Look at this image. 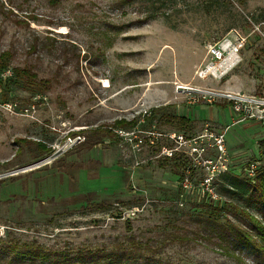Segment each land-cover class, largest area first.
I'll return each mask as SVG.
<instances>
[{"label": "rangeland", "instance_id": "obj_1", "mask_svg": "<svg viewBox=\"0 0 264 264\" xmlns=\"http://www.w3.org/2000/svg\"><path fill=\"white\" fill-rule=\"evenodd\" d=\"M263 31L264 0H0V238L66 264H113L103 253L130 235L154 253L121 264H264L244 216L264 225V205L223 190L225 177L257 184L262 171L244 169L264 129L196 92L264 97ZM223 42L242 43L236 62L201 79ZM119 119L113 136L94 133ZM169 135L186 143L166 156ZM87 136L103 139L88 148ZM209 215L256 246L218 240Z\"/></svg>", "mask_w": 264, "mask_h": 264}, {"label": "trees", "instance_id": "obj_2", "mask_svg": "<svg viewBox=\"0 0 264 264\" xmlns=\"http://www.w3.org/2000/svg\"><path fill=\"white\" fill-rule=\"evenodd\" d=\"M126 1L131 3L137 2L138 0ZM153 18V15L146 16V20H150ZM6 55L7 54L2 53L0 57L4 58ZM14 73L17 76H28L29 74L19 69H15ZM179 120L183 121L184 119L181 118ZM127 125H129V123H127L124 119H119L112 125L101 127L100 129H95L94 133L100 134L99 136L103 137H111L113 136V130H116L118 128H125V126ZM103 137H97L96 140L94 139V141H92L93 137L87 136L82 143L84 146L92 148L102 142ZM258 176L259 177L257 178V184L253 185L252 188L250 185L240 183L235 177H225L224 180L228 185L224 186H227L228 188L224 187L223 190L226 193L232 195H251V197L255 196V200L259 199V201L264 205V172H260V175ZM86 207L99 211H103L105 209L104 205H92V203L89 202L86 203ZM244 214L251 225L258 229V243L264 246V225L260 224L256 218L252 217L250 213ZM201 224L205 228V230H209V233L214 234L215 237L218 238V240L224 241L225 237L234 236L239 244L245 245V242H251L256 246V237L251 238L245 233L241 231L239 232L233 225H230L229 223L220 225V222L216 218L214 219L211 215H209L203 222H201ZM168 237H170L171 241L187 239L186 235H178L177 233H170ZM153 253L154 251L151 247L150 241L136 240L130 235L122 242L118 243L115 246L114 251L103 253V256L105 258L114 260L115 264L116 262L121 264L122 262L124 263L125 261L131 259L134 260L142 258L146 255H153ZM76 259H78L80 262H84L85 257L77 255ZM67 260L68 259L66 256H57L56 253H51L49 250H45L40 245H34L30 242L17 241L14 238L9 237L5 239L0 238V264H66Z\"/></svg>", "mask_w": 264, "mask_h": 264}, {"label": "built area", "instance_id": "obj_3", "mask_svg": "<svg viewBox=\"0 0 264 264\" xmlns=\"http://www.w3.org/2000/svg\"><path fill=\"white\" fill-rule=\"evenodd\" d=\"M262 40L264 41V31L262 32ZM242 46V43H236L230 46L229 43L223 42L218 45L212 46L208 49V56L210 58V62L205 66L204 71L206 73L212 72L213 69L217 68L220 64L224 63L227 60H231V57H235L238 55L239 49ZM209 69H212L211 71ZM205 74L203 77L204 78ZM199 77V76H198ZM196 92L204 93L209 96V99L212 101H221L225 102L227 106H230L232 111L235 113V116L238 118V122L254 120L260 124V126L264 129V97H253L246 95H238L230 92H221V91H201L196 90ZM209 100V101H211ZM121 132V131H119ZM137 137L135 135H131V141L135 140ZM168 138L172 140L175 144L174 149H164L162 153L166 156H171L172 152L175 150H179L186 141L181 135H169ZM264 139V137H263ZM217 148L222 149V137L217 139ZM135 142V141H134ZM141 142V140H139ZM69 144H72L71 141ZM137 147L138 144L136 143ZM139 150V149H138ZM211 164V163H210ZM211 173L217 172V166L210 165ZM264 172V148H261L259 151L258 158L254 159L252 162L246 165L244 172L248 180H251L258 172ZM187 180L183 181V187H186ZM215 195L211 194L210 198H214ZM213 200V199H212ZM215 200V199H214Z\"/></svg>", "mask_w": 264, "mask_h": 264}, {"label": "bare ground", "instance_id": "obj_4", "mask_svg": "<svg viewBox=\"0 0 264 264\" xmlns=\"http://www.w3.org/2000/svg\"><path fill=\"white\" fill-rule=\"evenodd\" d=\"M232 60H235V62H236L235 57H233ZM232 60H227V61H225L224 63L220 64L218 68H220V67L222 68V67H224V66L226 67V65H227L228 63H230ZM218 68H215V69H213V70H212V69H209V70H210V71L212 70V71H215V72H216V70H218ZM203 74H205V72H201V76H202ZM214 74H215L214 72H211V75H214ZM212 77H213V76H212ZM201 79H202V78H201ZM178 88H179V89H186V88L183 87V86H182V87H178Z\"/></svg>", "mask_w": 264, "mask_h": 264}]
</instances>
